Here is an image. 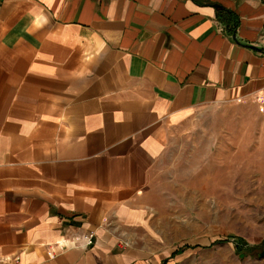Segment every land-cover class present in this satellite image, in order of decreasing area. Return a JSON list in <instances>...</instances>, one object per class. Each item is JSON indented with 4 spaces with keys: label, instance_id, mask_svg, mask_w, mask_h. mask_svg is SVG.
I'll use <instances>...</instances> for the list:
<instances>
[{
    "label": "crops",
    "instance_id": "crops-1",
    "mask_svg": "<svg viewBox=\"0 0 264 264\" xmlns=\"http://www.w3.org/2000/svg\"><path fill=\"white\" fill-rule=\"evenodd\" d=\"M262 98L264 0H0V257L155 264L174 134Z\"/></svg>",
    "mask_w": 264,
    "mask_h": 264
},
{
    "label": "rangeland",
    "instance_id": "rangeland-1",
    "mask_svg": "<svg viewBox=\"0 0 264 264\" xmlns=\"http://www.w3.org/2000/svg\"><path fill=\"white\" fill-rule=\"evenodd\" d=\"M152 185L144 248L155 264H264V98L202 111L174 134Z\"/></svg>",
    "mask_w": 264,
    "mask_h": 264
},
{
    "label": "built area",
    "instance_id": "built-area-1",
    "mask_svg": "<svg viewBox=\"0 0 264 264\" xmlns=\"http://www.w3.org/2000/svg\"><path fill=\"white\" fill-rule=\"evenodd\" d=\"M94 236V232H90L84 236L86 245H91L94 242ZM17 262H20V256H16L14 258L0 257V264H12Z\"/></svg>",
    "mask_w": 264,
    "mask_h": 264
},
{
    "label": "trees",
    "instance_id": "trees-1",
    "mask_svg": "<svg viewBox=\"0 0 264 264\" xmlns=\"http://www.w3.org/2000/svg\"><path fill=\"white\" fill-rule=\"evenodd\" d=\"M229 240V239H228ZM218 242V241H217ZM235 248H236V251L239 253V254H243V255H245V254H247V253H250L249 251V249L248 250H246V245H244L243 244V242H241V241H236L235 242ZM187 248H192V246H188V247H186V249ZM181 250V249H180ZM180 250H178V251H180ZM175 254H176V252H174L173 254H172V257H174L175 256ZM170 259H167V261H169Z\"/></svg>",
    "mask_w": 264,
    "mask_h": 264
},
{
    "label": "water",
    "instance_id": "water-1",
    "mask_svg": "<svg viewBox=\"0 0 264 264\" xmlns=\"http://www.w3.org/2000/svg\"><path fill=\"white\" fill-rule=\"evenodd\" d=\"M234 38H236V35H234ZM261 255L264 256V237H263V244H262Z\"/></svg>",
    "mask_w": 264,
    "mask_h": 264
}]
</instances>
